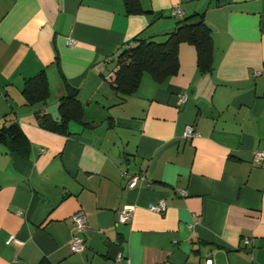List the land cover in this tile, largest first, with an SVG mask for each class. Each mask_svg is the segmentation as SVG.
Listing matches in <instances>:
<instances>
[{
    "label": "crops",
    "instance_id": "obj_1",
    "mask_svg": "<svg viewBox=\"0 0 264 264\" xmlns=\"http://www.w3.org/2000/svg\"><path fill=\"white\" fill-rule=\"evenodd\" d=\"M138 2L127 13L123 0H0V127L15 120L25 139L22 151L0 142V264H264V160L252 162L264 149V0ZM174 5L202 15L209 70L180 42L174 75L142 72L119 95L104 65L133 37L164 40ZM40 69L48 97L27 105L23 79ZM63 83L82 111L60 133L39 119H52ZM134 174L150 184L128 188ZM157 200L162 213L146 207ZM75 212L85 218L77 252Z\"/></svg>",
    "mask_w": 264,
    "mask_h": 264
},
{
    "label": "trees",
    "instance_id": "obj_2",
    "mask_svg": "<svg viewBox=\"0 0 264 264\" xmlns=\"http://www.w3.org/2000/svg\"><path fill=\"white\" fill-rule=\"evenodd\" d=\"M127 13L141 12L138 0H123ZM180 42L193 45L196 52V65L199 70L210 68L212 43L208 27L201 14L179 17L175 27L165 34L162 41L133 37L115 55L116 65L109 75V84L119 95L133 92L142 72H148L155 81H162L178 70L177 47ZM58 96L59 119L52 120L41 115L40 124L49 130L65 133L69 120H80L81 105L76 98V89L62 84ZM21 95L24 103L34 105L48 97L46 76L43 69L23 79ZM24 136L15 120L0 127V142L22 151Z\"/></svg>",
    "mask_w": 264,
    "mask_h": 264
},
{
    "label": "built area",
    "instance_id": "obj_3",
    "mask_svg": "<svg viewBox=\"0 0 264 264\" xmlns=\"http://www.w3.org/2000/svg\"><path fill=\"white\" fill-rule=\"evenodd\" d=\"M172 13L177 16L181 17L182 13L180 8L177 5L172 6ZM66 44L71 45L72 40L70 38L66 39ZM186 95L180 94L177 98L176 104L180 105L185 101ZM183 137L190 138L194 135V131L191 125H185L183 127L182 132ZM264 160V149H255L252 152V162L255 164H259L261 161ZM137 184H142L143 186H148L150 184V180H148L143 174H134V175H127V184L128 188H133ZM178 192L180 195L184 194V190L179 189ZM147 209L152 212L162 213L165 209V204L162 200H157L156 202H150L147 204ZM132 214V209L129 206H124L116 212V219L120 223L127 222ZM72 220V227L70 232V237L68 240L69 247L71 251L77 252L83 248V240L81 238V233L85 229V218L81 212H75L71 215ZM14 242L17 244H21V241L16 239L14 236L9 235L5 239V243ZM242 242L247 244L249 242L248 238H243ZM118 258H120L118 256ZM12 262H16L14 259ZM205 264H210L209 260H206Z\"/></svg>",
    "mask_w": 264,
    "mask_h": 264
},
{
    "label": "water",
    "instance_id": "obj_4",
    "mask_svg": "<svg viewBox=\"0 0 264 264\" xmlns=\"http://www.w3.org/2000/svg\"><path fill=\"white\" fill-rule=\"evenodd\" d=\"M116 65V59L106 63L104 65V70L102 72L103 75H106L114 66ZM57 104L54 105H50L49 107H47V112L51 115L52 119L54 120H58V113H57Z\"/></svg>",
    "mask_w": 264,
    "mask_h": 264
}]
</instances>
